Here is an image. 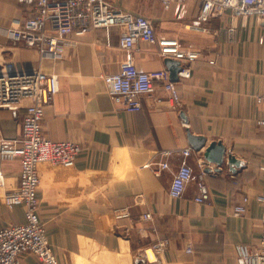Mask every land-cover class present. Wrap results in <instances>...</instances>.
Returning a JSON list of instances; mask_svg holds the SVG:
<instances>
[{
	"label": "crops",
	"instance_id": "crops-1",
	"mask_svg": "<svg viewBox=\"0 0 264 264\" xmlns=\"http://www.w3.org/2000/svg\"><path fill=\"white\" fill-rule=\"evenodd\" d=\"M198 10L196 0L174 3L168 10L159 0H145L132 9L151 20L157 38L176 39L198 52L199 59L191 65L189 79L175 82L176 107L157 84L152 94L140 98L141 110L129 113L110 101L100 79L120 71L121 27L108 34L94 29L73 35L60 60L41 59L4 34L14 21L30 18L31 7L0 0V68L10 64L17 72L56 74L59 93L45 109L43 134L50 141L80 146L72 168L38 166L39 218L59 264H154L138 257L163 239L169 245L157 264H241L234 246L258 245L264 207L255 196L264 195V145L255 98L264 92V38L259 42L258 22L252 17L241 19L225 11L199 23ZM139 49L134 53L138 69L165 68L158 47L141 43ZM22 105L18 112L0 110V145L19 136L27 102ZM187 130L205 138L203 149H191ZM211 142H220L226 154L243 164L232 172L224 162L215 172L203 159ZM187 148L192 153L186 162L196 179L181 198L173 199L169 185ZM161 163L168 167L155 176L152 169ZM1 169L0 226L23 224V206L4 203L5 194L18 186L20 166L4 162ZM199 196L202 203L195 201ZM246 197V212L235 216L234 208ZM121 208L129 209L130 219H114V210ZM147 212L150 221L142 219ZM189 245L192 254L185 253ZM21 264L40 263L25 254Z\"/></svg>",
	"mask_w": 264,
	"mask_h": 264
},
{
	"label": "built area",
	"instance_id": "built-area-1",
	"mask_svg": "<svg viewBox=\"0 0 264 264\" xmlns=\"http://www.w3.org/2000/svg\"><path fill=\"white\" fill-rule=\"evenodd\" d=\"M19 1L31 7L32 15L23 22L14 21L12 26L4 30V34L13 43L33 49L41 59L49 57L52 60H60L64 47L73 44L71 36H81L94 29H103L108 34L111 28L121 27L119 47L124 52V59L120 64V71L100 76L110 101L125 112H139L140 98L152 94L156 85L160 84L168 95V102L173 107L177 106V86L169 80L167 69L140 70L135 65L134 53L140 50L141 43L155 45L161 59L168 58L179 62L178 80L191 77V65L199 59V53L183 48L176 39L157 38L154 25L148 18L116 9L107 0ZM159 1L163 9L168 10L174 3L183 4L187 0ZM196 1L199 3L197 22L205 23L211 18L221 16L225 11H230L234 17L241 19L252 17L258 22L259 42H262L264 0ZM192 27L194 26H189ZM229 30L232 31V28ZM209 64H213V61H209ZM58 93L59 82L56 74L45 73L40 69L17 72L10 64H4L0 68V110L18 112L23 107L22 103L27 102L19 138L0 145V187L4 186L2 164L16 161L20 166L18 186L5 194L4 203L7 206H23L25 219L23 224L0 226V264H21V258L25 254L33 255L40 264H59L39 218L38 166L48 163L52 166L72 168L77 161L80 146L70 141H50L43 134L45 109L52 104ZM255 102L262 112L257 124L263 130L264 145V92L256 96ZM191 153L189 148L182 152L183 160L169 185L168 195L173 199L181 198L186 185L196 179L186 162ZM144 167L152 169L149 164ZM167 167V163H161L152 171L155 176H160V172ZM201 188L199 185V189ZM195 201L202 203L204 199L199 196ZM249 201L248 197L244 198L242 203L234 208V215H243ZM255 201L264 207V195L255 196ZM113 217L116 221L128 220L129 209H117L113 212ZM142 219L150 221L152 216L147 212L142 215ZM168 245L167 239L159 240L144 250L145 255L147 251L152 252L154 259L151 261L157 263V256L164 253ZM191 252L192 247L189 245L186 253ZM234 252L241 264H264V216L260 220L258 245L251 247L239 243L234 246Z\"/></svg>",
	"mask_w": 264,
	"mask_h": 264
},
{
	"label": "water",
	"instance_id": "water-1",
	"mask_svg": "<svg viewBox=\"0 0 264 264\" xmlns=\"http://www.w3.org/2000/svg\"><path fill=\"white\" fill-rule=\"evenodd\" d=\"M164 65L169 73V80L171 82H177V73L180 71L179 62L166 58L164 59ZM180 116L183 121H187L183 113H181ZM186 134L188 144L192 150L198 152L205 147L206 140L204 137L193 135L189 130L186 131ZM203 159L206 164L214 165L215 172L220 171L224 162H226V164L230 167V171L232 172H234L237 167H240L243 164L231 154H226V150L220 142H211L204 150ZM209 170L210 169H208L207 171ZM140 257L138 258L139 260Z\"/></svg>",
	"mask_w": 264,
	"mask_h": 264
},
{
	"label": "rangeland",
	"instance_id": "rangeland-1",
	"mask_svg": "<svg viewBox=\"0 0 264 264\" xmlns=\"http://www.w3.org/2000/svg\"><path fill=\"white\" fill-rule=\"evenodd\" d=\"M108 2H109V4H111L114 8H116V9H122V10H126V11H132V9H134V8H136L137 6H139V5H141V3L143 2V1H145V0H107ZM147 1V0H146ZM161 7H162V5H161ZM163 8V7H162ZM135 12V11H134ZM23 117V116H22ZM22 121V120H21ZM19 136H20V134H19ZM19 136L16 138V139H18L19 138ZM16 139H14V140H16ZM14 140H12L11 142H13ZM11 142H6V143H11ZM115 211V210H114ZM155 244V243H154ZM153 245V244H152ZM151 245V246H152ZM150 246V247H151ZM149 247V248H150ZM168 248V247H167ZM148 249V248H147ZM146 250V249H145ZM185 253H186V249H185ZM193 253V247H192V252L191 253H186V254H192ZM234 254H235V252H234ZM161 255V254H160ZM159 255V256H160ZM33 256V255H32ZM159 256H157V259H158V257ZM235 256H236V254H235ZM139 258V257H138ZM146 258H147V256L145 255V251H143V256L142 257H140V260L141 259H145L146 260ZM236 258H237V256H236ZM154 264H157L158 263V260H157V263H155V262H153Z\"/></svg>",
	"mask_w": 264,
	"mask_h": 264
},
{
	"label": "bare ground",
	"instance_id": "bare-ground-1",
	"mask_svg": "<svg viewBox=\"0 0 264 264\" xmlns=\"http://www.w3.org/2000/svg\"><path fill=\"white\" fill-rule=\"evenodd\" d=\"M44 164V163H43ZM46 164H48V163H46ZM63 168H65V167H63ZM39 177V176H38ZM40 182V181H39ZM147 253V258H149V259H154V257H153V254H152V252H149V251H147L146 252Z\"/></svg>",
	"mask_w": 264,
	"mask_h": 264
}]
</instances>
